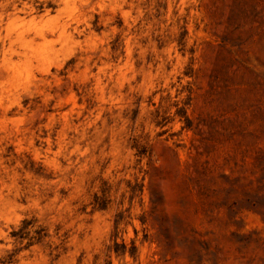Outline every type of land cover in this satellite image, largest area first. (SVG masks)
<instances>
[{
  "label": "rangeland",
  "instance_id": "rangeland-1",
  "mask_svg": "<svg viewBox=\"0 0 264 264\" xmlns=\"http://www.w3.org/2000/svg\"><path fill=\"white\" fill-rule=\"evenodd\" d=\"M0 264H264V0H0Z\"/></svg>",
  "mask_w": 264,
  "mask_h": 264
}]
</instances>
